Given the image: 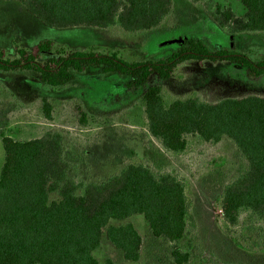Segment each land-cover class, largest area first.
I'll return each instance as SVG.
<instances>
[{"label":"trees","instance_id":"obj_1","mask_svg":"<svg viewBox=\"0 0 264 264\" xmlns=\"http://www.w3.org/2000/svg\"><path fill=\"white\" fill-rule=\"evenodd\" d=\"M24 6L50 28H107L118 25L127 34L157 29L173 17V0H10ZM195 4L200 0H189ZM244 13L208 3L213 23L231 38L264 33V0H241ZM44 39L28 49L17 47L15 56L0 49V71H24L38 82L63 86L87 68L125 76L128 90H139L149 134L171 152H181L185 135L208 142L228 138L245 160V167L225 184L220 194L221 217L236 225L247 213L264 225V95L245 94L206 101L199 96H179L167 105L160 81L169 79L183 62L232 63L250 78L264 76V59L228 47H209L196 30L186 28L181 42L159 59L127 60L116 52L93 49L53 50ZM157 81H152V77ZM79 100V98H78ZM81 99L75 106L79 122H85ZM41 110L52 117V105L42 99ZM62 135L44 131L28 140L1 135L0 167V264H98L93 252L101 234L122 252L125 260L140 257L142 237L130 222L110 220L143 215L151 234L176 243L187 238L194 219L180 177L156 171L142 163H127L100 181L77 183L67 177ZM82 187V192L77 190ZM264 247V242L261 245ZM177 264L190 251L174 247ZM103 264H115L106 257ZM205 264H235L209 255Z\"/></svg>","mask_w":264,"mask_h":264},{"label":"rangeland","instance_id":"obj_2","mask_svg":"<svg viewBox=\"0 0 264 264\" xmlns=\"http://www.w3.org/2000/svg\"><path fill=\"white\" fill-rule=\"evenodd\" d=\"M210 6L230 7L243 15L241 0H173V18L157 29L127 34L118 25L107 28H50L16 1L0 0V49L14 57L17 47L28 49L44 39L53 41V50L66 48L116 52L127 60L159 59L168 56L181 42L184 29L192 28L212 48H234L253 60L264 59V33L231 38L219 29L206 11ZM157 81L156 77L151 78ZM127 78L102 73L89 67L69 83L52 87L38 82L24 71H0V167L3 161L1 135L28 140L47 130L62 135L67 177L77 183L100 181L127 163H142L156 171L180 177L190 202L194 228L176 243L151 234L141 214L110 220V224L130 222L142 237L140 257L125 260L122 252L107 239L105 228L93 255L98 264L109 257L115 264H177L171 250L190 251L181 264H205L211 255L223 262L264 264V225L242 213L236 225L222 220L220 194L223 186L245 167V160L228 138L208 142L186 134L181 152L166 150L146 126L139 90H128ZM163 103L179 96H199L215 101L226 96L264 95V76L250 78L232 63L211 64L191 61L179 64L169 79L160 81ZM52 105L51 119L45 118L42 99ZM81 99L85 122L81 124L75 106ZM82 187L77 193L82 192Z\"/></svg>","mask_w":264,"mask_h":264},{"label":"crops","instance_id":"obj_3","mask_svg":"<svg viewBox=\"0 0 264 264\" xmlns=\"http://www.w3.org/2000/svg\"><path fill=\"white\" fill-rule=\"evenodd\" d=\"M4 1H10V0H4Z\"/></svg>","mask_w":264,"mask_h":264}]
</instances>
